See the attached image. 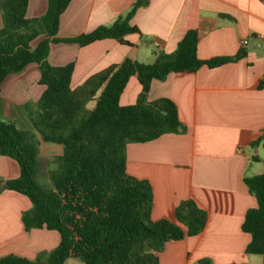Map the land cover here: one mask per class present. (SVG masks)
I'll return each mask as SVG.
<instances>
[{"label":"crops","instance_id":"1","mask_svg":"<svg viewBox=\"0 0 264 264\" xmlns=\"http://www.w3.org/2000/svg\"><path fill=\"white\" fill-rule=\"evenodd\" d=\"M134 1L71 0L59 18L56 38L70 39L108 28L130 11ZM46 10V0H28L25 18H40ZM130 25L139 33L126 35L127 44L111 39L82 47L58 42L50 45L46 61L52 67L72 65L70 86L75 89L124 59L151 64L158 54L173 53L190 30L197 33L196 55L201 60L243 52L239 60L217 68L172 73L163 81L151 82L148 101L170 99L184 129L149 142L128 143L126 172L150 184L152 220L171 219L172 210L185 200L194 201L207 213L201 233L166 243L158 254L159 264H262L260 256L245 253L250 236L242 232L241 225L246 211L256 206L243 179L264 173L262 145H254L264 132V0H149L135 12ZM42 39L37 36L30 47ZM243 40L246 46H241ZM39 77L33 63L3 80L0 119L41 141L33 124L32 129H21L12 114L13 109H20L29 119L27 108L36 107L44 90ZM140 91L137 79L131 77L119 104H134ZM58 154L57 158L62 148ZM45 160L49 163L51 159ZM18 174L15 161L0 157L1 182ZM31 208L26 197L3 190L0 184V258L45 262L58 245L55 231L25 230L22 215ZM79 263L83 264L68 259L64 264Z\"/></svg>","mask_w":264,"mask_h":264},{"label":"trees","instance_id":"2","mask_svg":"<svg viewBox=\"0 0 264 264\" xmlns=\"http://www.w3.org/2000/svg\"><path fill=\"white\" fill-rule=\"evenodd\" d=\"M27 1L0 0V85L8 75L37 64L38 83L44 90L29 118L41 141L61 146L62 154L57 158L59 171L51 177L52 189L46 190L37 181L39 141L0 119V157L12 159L19 168L16 178L0 184L31 203V210L22 215L25 230L55 231L59 243L45 262L6 256L0 264H64L68 259L83 264H159L158 254L165 244L197 236L207 213L185 200L172 210L171 219L152 220L150 184L126 172L128 143H145L184 129L170 99L148 101L151 82L163 81L172 73L217 68L244 53L201 60L196 55L197 33L190 30L173 53L158 54L151 64L124 59L72 89L73 66H50L46 61L50 45L63 42L82 47L103 39L127 44L126 35L139 33L130 20L149 0H135L130 11L108 28L64 40L56 34L71 0H46V13L31 20L25 18ZM40 35L43 39L32 49L31 41ZM131 77L141 91L134 104L121 106L119 98ZM92 101L94 106L88 109ZM259 143L264 153V132L254 145ZM243 182L256 200L241 225L250 236L245 253L260 256L264 264V173L245 177Z\"/></svg>","mask_w":264,"mask_h":264},{"label":"rangeland","instance_id":"3","mask_svg":"<svg viewBox=\"0 0 264 264\" xmlns=\"http://www.w3.org/2000/svg\"><path fill=\"white\" fill-rule=\"evenodd\" d=\"M94 106V102H89L86 107L88 109H92ZM29 115H31V117L34 116L35 111L37 110L36 107L29 106L27 108ZM12 114L15 115V117H17V121H18V126L21 129H32L31 128V120L30 118H24V115L22 114L20 109H13L12 110ZM24 111V110H23ZM25 113V111H24ZM36 134L38 135V133L36 132ZM36 135V136H37ZM37 140V139H36ZM40 145L38 147V160H39V164L38 167H36V173H37V181L41 184V186L46 189V190H50L52 189V182H51V177L54 176L58 171V163H57V154L61 153V147L58 145H54L51 143H45V142H41L40 140H38ZM59 155V154H58ZM45 158L51 159L49 160V163H46ZM76 260V259H73ZM78 261V260H76ZM80 262V261H78ZM81 264V263H79Z\"/></svg>","mask_w":264,"mask_h":264},{"label":"built area","instance_id":"4","mask_svg":"<svg viewBox=\"0 0 264 264\" xmlns=\"http://www.w3.org/2000/svg\"><path fill=\"white\" fill-rule=\"evenodd\" d=\"M246 45H247V40L241 41V46H246ZM155 46H157V44H155Z\"/></svg>","mask_w":264,"mask_h":264}]
</instances>
